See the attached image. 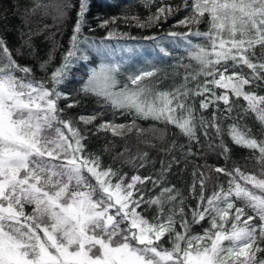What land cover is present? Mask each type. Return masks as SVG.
Listing matches in <instances>:
<instances>
[{
    "label": "snow or ice",
    "instance_id": "snow-or-ice-1",
    "mask_svg": "<svg viewBox=\"0 0 264 264\" xmlns=\"http://www.w3.org/2000/svg\"><path fill=\"white\" fill-rule=\"evenodd\" d=\"M105 3L120 11L92 17L102 37L89 34L93 0H32L23 12L12 5L22 20L18 47H10L15 25L0 6V264H264V95L256 91L264 90V0ZM38 10L52 16L58 31L75 10L67 47L52 40L40 55L33 38L50 26H30ZM121 25L157 32L133 35ZM145 43L161 59L123 71ZM162 57L174 58L171 73L158 66ZM170 76L174 83L161 88ZM89 97L130 121L105 120L99 110L68 114ZM209 108L210 119L203 115ZM248 114L260 125L259 138L243 122ZM138 121L153 123L145 128ZM170 128L196 145L202 135L225 160L194 167L187 195L168 175L181 164L177 151L184 161L196 153L177 144ZM100 132L125 140L112 157L120 167L103 162L113 141L100 152L90 149L89 133ZM225 136L252 153L258 174L228 166ZM150 150L162 154L160 167L141 175L155 168Z\"/></svg>",
    "mask_w": 264,
    "mask_h": 264
},
{
    "label": "trees",
    "instance_id": "trees-1",
    "mask_svg": "<svg viewBox=\"0 0 264 264\" xmlns=\"http://www.w3.org/2000/svg\"><path fill=\"white\" fill-rule=\"evenodd\" d=\"M43 3H48L49 0H42ZM115 3L116 0H113ZM173 2H179V0H173ZM32 0H0V6L6 8L9 11V15L12 17L10 23L12 25H15V29L10 28L9 29V43L10 47H18L19 46V32L16 31V29H19L22 26V20L15 14V10L12 9V5H17V9L20 12H23L22 5H31ZM120 11L119 8H113L106 6L105 0H93L92 4V11L89 15V20L91 23V26L95 28L94 33H89L90 35H94L96 37H102L105 34V30L98 28L96 20L92 19L93 16H95L97 13L104 15V16H110L115 15ZM135 11H139L141 14L146 15L147 13L142 7H137ZM183 16V12H181L176 18L169 20L168 24L165 25V30L168 29L173 23L175 19H179ZM75 21V10H73L70 14V18L65 22V24L62 26V30L58 31L56 27H53L54 21L52 19L51 15L43 16L42 10H38L36 15L32 16L30 19V26L33 29H43V26L45 24L49 25L50 28L48 30L43 31L41 35L35 36L33 38L34 43L36 44L38 51L40 52V55L43 56L48 48L50 47V43L52 40L59 41L61 45L64 47H67V41L68 37L71 34V26ZM201 30H206L205 26L203 24L200 25ZM121 30L130 31L133 35H144V34H151L157 32V29L153 28L150 30H143V29H137V28H125L123 25H121ZM174 30L182 31V28H176ZM85 33H88V29H84ZM49 38V39H46ZM121 43H124V41H121ZM127 43H136L133 41H128ZM63 50V49H61ZM170 50V49H169ZM171 51V50H170ZM182 52H180L178 55H181ZM161 57L158 59L160 60ZM163 63H159L158 66L162 69H164L166 72L171 73L173 71L171 64L175 63L174 58L171 57H162ZM157 60V62H158ZM59 61V53H57V62ZM22 63H35V60L33 59H26L22 60ZM99 62V58L97 57V63ZM184 63H188L187 60L184 61ZM133 65L131 62H127L125 65L123 71L130 72L136 70L135 66H131V68H128V66ZM131 69V70H130ZM182 71V70H181ZM245 71H249L245 68ZM41 74L37 72V76H40ZM83 75V70H78L76 72L77 79H79ZM123 79V77H120ZM175 82L179 83V77L175 78ZM174 83L173 78L170 76L167 79H164L163 82L159 85L161 88L170 87ZM73 84L76 87H79V84H77L75 81H73ZM218 92L220 90H217ZM258 94L264 95V90L256 89ZM199 100V98H197ZM239 103L244 104L246 102H243L242 100L239 101ZM104 111V117L105 120H114L116 123H125L130 121V117H124L120 116L119 113H117L115 116H113L111 110L109 109H102L99 105L96 103V99L94 97H89L86 99H82L81 104L77 106L76 108L69 109L68 114L70 116H79V115H86L90 114L94 111ZM213 111V109L209 108L208 110H205L203 112V115L207 118H211L210 114ZM235 114V113H234ZM244 123H247V125L252 128V131L254 134L257 135V138L260 137V125L255 120L254 116L252 114H248V116L245 117ZM143 127L148 128L153 122L152 121H138ZM232 123L231 120L225 121L224 124L227 126L228 124ZM89 128L92 126L89 125ZM159 127H163L162 125H159ZM170 132L177 133L175 139L177 144H183L185 145V151L187 150V147H191L192 151L196 153L194 156H189L187 161H184L183 156L180 151H177L175 155L181 159V164L179 167L173 166L172 172L168 175V181L172 184H175L178 188H180L185 195H187L188 187L191 184V173L196 166H203L205 163L208 165H214V166H224L225 160L223 157L217 155L215 152H212L208 150L207 143L208 141L201 135L200 137V144L196 145L194 143H190L187 138L181 136L178 134V130L175 128H170ZM128 145L132 147L133 151H135V145L137 143L135 136H129L126 138ZM108 141H113L115 144V147L107 153L102 154L103 162L104 164L112 165L113 167H120L122 161L116 160L113 161L112 157L117 153L123 150V146L125 143V140H122L119 137H113L111 133H104L100 132L97 135H92L89 133L88 137V144L92 151L94 152H100L101 149L105 146V144ZM225 141L229 144V147L232 149L231 153V160L228 161V166L231 167L233 162L239 165L242 170L245 172L250 173H257L259 171V165L256 163L254 159H250L249 157L252 156V153L244 148H240L238 146H235L231 143L230 138L225 136ZM161 145L158 144V147ZM143 147V145H141ZM151 157L156 161L155 168H153L151 165H149L147 168L140 169L141 175H148L155 173L159 167V161L163 158L162 154L157 152L156 150H150ZM185 163H187V167L185 168ZM123 170L125 172H128L129 175L133 174V170L130 166L124 165ZM215 179V175L213 176V180ZM209 189L212 187V181L209 182L208 185ZM158 192L159 189H156ZM189 204H192L195 206V202L192 200H188ZM30 210V209H28ZM195 231H199V227H196L194 229Z\"/></svg>",
    "mask_w": 264,
    "mask_h": 264
},
{
    "label": "rangeland",
    "instance_id": "rangeland-1",
    "mask_svg": "<svg viewBox=\"0 0 264 264\" xmlns=\"http://www.w3.org/2000/svg\"><path fill=\"white\" fill-rule=\"evenodd\" d=\"M150 43V42H148ZM131 44V43H128ZM135 44V43H132ZM165 47H168L170 50L171 46L170 45H165ZM147 43H145L144 47L140 50L139 55L133 56L131 59L128 60V62H131L135 67H143L144 66V61L145 60H152L154 63L157 62V60L160 58V55L158 54V51H153L152 49H147ZM182 51H177L175 55L179 54Z\"/></svg>",
    "mask_w": 264,
    "mask_h": 264
},
{
    "label": "bare ground",
    "instance_id": "bare-ground-1",
    "mask_svg": "<svg viewBox=\"0 0 264 264\" xmlns=\"http://www.w3.org/2000/svg\"><path fill=\"white\" fill-rule=\"evenodd\" d=\"M131 66H135V65H130V66H128V68H131ZM131 70V69H130ZM135 71V70H134Z\"/></svg>",
    "mask_w": 264,
    "mask_h": 264
}]
</instances>
